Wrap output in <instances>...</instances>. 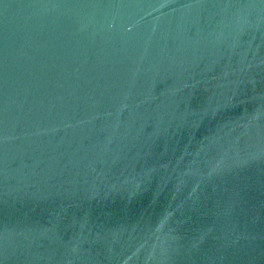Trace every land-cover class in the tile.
I'll list each match as a JSON object with an SVG mask.
<instances>
[{
	"label": "water",
	"instance_id": "95a60500",
	"mask_svg": "<svg viewBox=\"0 0 264 264\" xmlns=\"http://www.w3.org/2000/svg\"><path fill=\"white\" fill-rule=\"evenodd\" d=\"M0 264H264V0H0Z\"/></svg>",
	"mask_w": 264,
	"mask_h": 264
}]
</instances>
